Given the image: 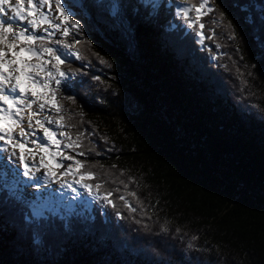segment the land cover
Instances as JSON below:
<instances>
[{
    "label": "trees",
    "instance_id": "16d2710c",
    "mask_svg": "<svg viewBox=\"0 0 264 264\" xmlns=\"http://www.w3.org/2000/svg\"><path fill=\"white\" fill-rule=\"evenodd\" d=\"M209 6L203 44L176 0L72 8L56 102L114 206L37 217L0 174V264H264V0Z\"/></svg>",
    "mask_w": 264,
    "mask_h": 264
},
{
    "label": "snow or ice",
    "instance_id": "6c2138e0",
    "mask_svg": "<svg viewBox=\"0 0 264 264\" xmlns=\"http://www.w3.org/2000/svg\"><path fill=\"white\" fill-rule=\"evenodd\" d=\"M25 2L27 8L25 7ZM146 3H152V0H146ZM55 10L59 12V16L53 17L44 12V8L48 9V13L53 10V0H0V161H4L2 153H10L8 162L16 164L17 167H22V175L35 179L39 184L41 180L48 182H60L61 188L67 187L73 192L76 188L74 184H78L80 188L88 191L93 195L94 199H102L106 205H113V201L109 199L113 193L112 191H105L103 195L100 194V189L103 187L101 183L92 185L88 183L90 180L96 179L95 173L86 169L82 161L75 159L70 155H64L63 159L72 160L74 163L66 166V171L60 173L63 177H72L71 182L67 179L58 181L57 172L48 168L44 163L45 156H39V164H36L37 152L27 145H34L39 153L48 152L51 145H56V151L50 153L55 160L57 155H63L61 149V140L57 136L64 138L65 148L80 146L79 137L76 141H71V137L67 132H54L51 128L46 127L45 123L55 124L59 128H65L67 125L63 123L64 117L58 115V118H46L45 120L35 119L45 110L46 106L51 105L59 114L62 106L56 103V92L59 90V85L67 78V73L62 70L61 66L67 59V54L59 51L56 48L47 45L56 43L61 45L64 49H72L73 44L66 43L65 40L53 41L51 37L54 31H60L63 37L70 35V29L67 25H71V29L79 31L81 25L76 20L69 18V12L65 11L68 5L63 4L62 0H54ZM153 7H159L158 3H153ZM203 10V11H202ZM195 12L194 17H190V12ZM214 9L209 6V0H200L198 6L191 4L190 6L179 9L180 14L187 26L197 31L200 37V43L203 44L205 39L211 37L205 36V24L201 22V17L212 13ZM11 12L12 15L5 19ZM61 17L63 18L61 20ZM224 19L223 14L220 15V22ZM54 20H61L59 24L54 23ZM19 23V28L13 23ZM47 25V27H44ZM197 25L199 26L197 30ZM231 28V24L228 25ZM52 29L54 31H49ZM43 31L45 37L38 36V31ZM215 35L213 30L212 36ZM229 38H234L230 35ZM39 42V43H38ZM79 44L80 41H76ZM11 54L10 59L6 57ZM72 55L76 59L82 57L78 52H73ZM62 56L64 57L62 59ZM102 63L104 61H101ZM51 65V67H48ZM55 82L56 89H52L50 85ZM75 103V100L72 101ZM33 105L37 106V110H33ZM27 120L25 125L23 121ZM38 128L43 132V135L36 139H28L29 137H36V131H26V129ZM19 130L16 133V130ZM15 133V134H14ZM19 149V155H17ZM78 155H85L84 152H79ZM15 157L13 161L11 158ZM29 160L32 164H29ZM65 167L61 162L56 164L59 169ZM40 168L46 169L43 177H35L33 169L39 171ZM83 169V171H81ZM19 174V173H18ZM78 177V178H77ZM93 188L96 192L93 193ZM135 196V193H130ZM124 201L125 207L130 211H136L131 207L124 196H120ZM114 206V205H113ZM33 215L39 217L43 215L40 211H34Z\"/></svg>",
    "mask_w": 264,
    "mask_h": 264
},
{
    "label": "rangeland",
    "instance_id": "374dc122",
    "mask_svg": "<svg viewBox=\"0 0 264 264\" xmlns=\"http://www.w3.org/2000/svg\"><path fill=\"white\" fill-rule=\"evenodd\" d=\"M142 1H144V3H146V0H142ZM160 1H162V0H152L151 4L153 5V3H159ZM164 1H168V0H164ZM77 2H79L78 6L80 7V4L83 2V0H62L63 4L68 5V7L65 9V11L69 12V18L70 19H72V15H73L72 8H74V7L78 8V6L76 4ZM12 3L14 4L15 0H12ZM146 4H150V3H146ZM25 7L27 8L26 2H25ZM183 7H186V5L181 2L176 8V13L178 14L179 9H181ZM44 12L49 14L50 16H53V17H56V16L60 15L59 12L55 10L54 0H53V10H52V12L48 13V9L47 8H44ZM11 15H12V13L9 12L8 16H5L3 18L8 19V17H10ZM178 15H180V14H178ZM62 19L63 18L61 17V20ZM61 20H54V23L59 24L61 22ZM13 23L16 25L17 28H19L21 26L19 23L15 22V21H13ZM44 27H47V25H45ZM67 27L70 29V35L68 37H66L65 39L74 38L77 30L71 29V25H67ZM49 31H54V30L49 29ZM36 34L38 36L45 37V39L47 40L46 34L42 30L38 31ZM58 37L63 38V37H61V32L60 31H54V35L51 37V39L55 40ZM199 41H200V37H199ZM64 53L67 54V59L65 61H69V60H74L75 59V56L72 55V52L65 51ZM10 58H11V54H9V56L6 57V59H10ZM63 58L64 57L62 56V59ZM48 67H51V65H48ZM68 80H69V77L67 76V78L62 81L61 85H59V90L56 92V95L58 93H60L61 90H67L68 89V87H67ZM50 87L52 89H56L57 88V86L55 85L54 81L52 82ZM56 103L58 104V101ZM33 110H37V106L36 105H33ZM40 115H43V116H39L38 118H34L33 123H35V119L45 120L46 118H58L59 114L56 112V110L54 108H51V105H49V106H46L45 110ZM42 117H43V119H42ZM45 126L51 128L56 133H59L61 131L65 132V128H59L55 124L49 125V124L45 123ZM33 130H35V129H32V131ZM37 131H38L37 132L38 135L36 137H33V138H38V137L43 135V132L41 130L37 129ZM57 139L62 141L61 149H62L63 155H57L55 160L52 158L53 161H51L50 163H49V161L44 162V163L46 165H48L49 169H52L53 171L57 172V180L58 181H62V180L67 179L68 181L71 182L72 177L70 175L68 177H63V176L60 175V173L65 172L66 171V166L71 165L74 162L72 160L63 159V156L64 155H70V156L75 157V159H77V156H76V154L74 152H72V150H71L72 147H69V148H65L64 147V143H68V141H64V138L59 136V135L57 136ZM16 151H17V155H18L19 154V152H18L19 150L17 149ZM49 151L54 153L56 151V145L53 144L52 146H50L49 147ZM36 152H37V156H36L35 163L39 164V156L43 155V154L42 153H38L39 150L36 151ZM7 153L8 152L2 153V155L4 156L5 159H4V161H0V174L3 177L4 183H5V181L7 182V184L6 183L4 184L5 189L7 191H9V192H17V194L27 198L28 200H34L37 194L38 195L44 194L42 192L40 194L39 191L37 190L38 188L37 189L31 188V189H28V190H23V192L21 191V187L17 186L18 185L17 179L19 177L18 173H20V171H19L20 167H17L16 164H11V166H10V164L8 162L10 153H8V154ZM11 159L14 161L15 157H12ZM45 159H46V157H45ZM61 161H62V163H63V165L65 167H61V168L57 169L56 168V164L61 162ZM31 164H32V161L30 162V165ZM41 169H44V168H40V170ZM40 170H39V172H40ZM45 171H46V169L42 170L39 173L38 177L39 178L43 177L44 174H45ZM58 186H60V182H55L54 185H50L49 186V189L52 190V192H55L54 189L57 188ZM73 187H75L76 189L78 188L77 191L73 192L70 189L69 195L67 197H65L63 200H61L59 198V200H60L59 202L55 200V202L53 204L47 205L46 210H45L46 211L45 214L50 213V214L63 215L65 213H69V212H72V211H80L82 209H89L90 205L95 200L93 198V195H90L88 191L84 190L83 188H80L78 184H74ZM17 189H19L20 191L17 190ZM49 193H50V191H49ZM51 195H53V194H51ZM32 205H33V208H31V210H32L33 213H34V211H37V210L42 212V210L38 209L37 206L35 207L34 203L31 204L30 206H32ZM38 207H43V205H39ZM42 213L44 214V212H42Z\"/></svg>",
    "mask_w": 264,
    "mask_h": 264
},
{
    "label": "bare ground",
    "instance_id": "6f19581e",
    "mask_svg": "<svg viewBox=\"0 0 264 264\" xmlns=\"http://www.w3.org/2000/svg\"><path fill=\"white\" fill-rule=\"evenodd\" d=\"M42 119H43V117H42ZM45 119V118H44ZM23 123L26 125L27 124V120H25V121H23ZM38 129V128H37ZM39 130V129H38ZM18 129L16 130V133H18ZM26 131H32V129H26ZM34 131H36V129L34 130ZM38 131H36V134L38 135V133H37ZM15 134V133H14ZM36 135V136H37ZM29 139V138H28ZM55 145V144H54ZM52 146V145H51ZM27 148H31V149H33V150H35V151H38V150H36L35 148H34V145H31V144H29V145H27ZM19 150V149H18ZM19 152V151H18ZM50 153H53V152H50L49 151V149H48V152H45V153H42L45 157H46V159L44 160V162H47V161H49V163L53 160L52 159V156L50 155ZM8 154V153H7ZM19 155V154H18ZM30 162H31V160H29V164H30ZM20 169V171H22V167L21 168H19ZM41 170H43V169H41ZM33 171H34V174H35V177H37V178H39L38 176H39V171H36L35 169H33ZM18 175V174H17ZM24 176H19L18 177V179L17 180H23L24 178H28L29 180H34L35 181V183L33 184V185H25V187L26 188H35V189H37L38 191H39V193L41 194V192L42 193H44V194H41V195H44L45 196V202H49V201H51L52 202V200L54 199L53 197H56L55 199L56 200H58V201H60L59 200V198L61 199V200H63L65 197H67L68 195H69V191H70V189L69 188H67V187H64V188H61V186H58L56 189V193L55 192H52V190H50L49 189V186L50 185H54V183L55 182H48V181H44V180H41L40 181V183L38 184L37 183V181L35 180V179H32V178H30V177H24ZM24 182H26V181H24ZM76 187V186H75ZM78 189V188H77ZM77 189H76V191H77ZM49 191H50V193H49ZM79 192V191H78ZM53 193V195H51ZM54 199V200H55Z\"/></svg>",
    "mask_w": 264,
    "mask_h": 264
}]
</instances>
